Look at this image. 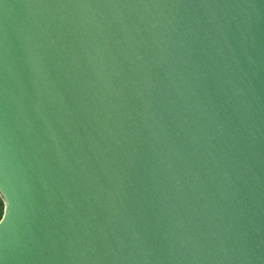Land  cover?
Segmentation results:
<instances>
[{
  "label": "water",
  "instance_id": "95a60500",
  "mask_svg": "<svg viewBox=\"0 0 264 264\" xmlns=\"http://www.w3.org/2000/svg\"><path fill=\"white\" fill-rule=\"evenodd\" d=\"M0 264H264V0H0Z\"/></svg>",
  "mask_w": 264,
  "mask_h": 264
},
{
  "label": "rangeland",
  "instance_id": "374dc122",
  "mask_svg": "<svg viewBox=\"0 0 264 264\" xmlns=\"http://www.w3.org/2000/svg\"><path fill=\"white\" fill-rule=\"evenodd\" d=\"M3 212H4V200L0 196V218L3 215Z\"/></svg>",
  "mask_w": 264,
  "mask_h": 264
},
{
  "label": "trees",
  "instance_id": "16d2710c",
  "mask_svg": "<svg viewBox=\"0 0 264 264\" xmlns=\"http://www.w3.org/2000/svg\"><path fill=\"white\" fill-rule=\"evenodd\" d=\"M2 217V216H1ZM1 219V218H0Z\"/></svg>",
  "mask_w": 264,
  "mask_h": 264
}]
</instances>
